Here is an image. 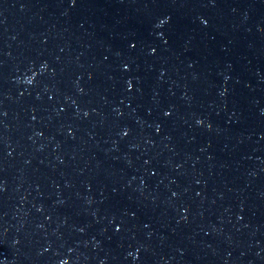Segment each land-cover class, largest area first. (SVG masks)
Segmentation results:
<instances>
[{"label":"water","instance_id":"water-1","mask_svg":"<svg viewBox=\"0 0 264 264\" xmlns=\"http://www.w3.org/2000/svg\"><path fill=\"white\" fill-rule=\"evenodd\" d=\"M0 264H264V0H0Z\"/></svg>","mask_w":264,"mask_h":264}]
</instances>
